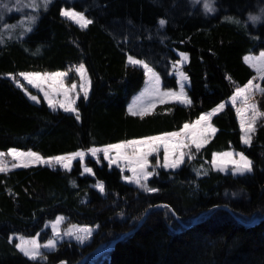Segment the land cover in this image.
<instances>
[{
	"label": "trees",
	"instance_id": "obj_1",
	"mask_svg": "<svg viewBox=\"0 0 264 264\" xmlns=\"http://www.w3.org/2000/svg\"><path fill=\"white\" fill-rule=\"evenodd\" d=\"M38 6L27 29L8 30L14 18L0 22V150L52 156L178 130L245 84L254 70L243 56L264 49V24L248 22L249 14L261 15L264 0H213L214 12L205 11L203 0H51ZM63 7L92 23L77 26L60 14ZM178 52L187 54L182 67L191 103H159L143 118L127 112L144 80L128 56L147 63L163 88H175ZM78 64L90 87L87 99L78 97L76 113L33 101L10 77L67 69L73 78ZM255 99L264 111V94ZM210 122L216 132L199 151L190 146L191 159L186 155L175 169L155 168L147 180L155 192L89 156L83 163L91 173L78 159L69 169L38 164L0 173V264H264V121L257 122L250 146L241 142L230 104ZM227 149L243 152L253 170L233 175L211 167L213 152ZM59 214L63 225H96L90 240H62L44 252L46 260H31L15 246L13 234L38 232L40 241L48 239L47 223ZM119 236L102 255L83 259Z\"/></svg>",
	"mask_w": 264,
	"mask_h": 264
},
{
	"label": "snow or ice",
	"instance_id": "obj_2",
	"mask_svg": "<svg viewBox=\"0 0 264 264\" xmlns=\"http://www.w3.org/2000/svg\"><path fill=\"white\" fill-rule=\"evenodd\" d=\"M194 3H201V0H193ZM44 8L47 7L51 0H42ZM213 0H203V7L206 12H214L215 8L212 6ZM33 7L37 6L36 0H33ZM6 8L7 5H4ZM261 15H252L249 14L248 22L252 24H264V8L260 10ZM61 15L75 21L82 28H86L89 24L92 23L90 19H86L82 13H77L75 11H62ZM33 21L35 17L32 18ZM232 19V18H229ZM240 23V21H235ZM161 25L165 23L164 20H160ZM31 31V29H28ZM182 61L187 60L185 54H181ZM129 63L132 65H142L145 70V75L149 76V87L144 90L136 98V100L129 106L128 112L133 116H140L143 118L155 107V100H150L148 103H145L146 97H158L159 103H165L166 98L172 97L177 100H180L181 103L190 104L191 101L187 98L186 93L184 92V81L187 80V76L180 72V91L179 93L174 91L161 92L159 88L160 78L153 71L149 65L141 60L134 59L129 57ZM245 61L255 68L257 72V78L264 80V51H261L258 56H248L245 57ZM180 63V62H178ZM76 71L80 73L83 80L84 74L86 72L85 67L81 64ZM21 76L27 81L28 84L35 87H40L38 81L50 82L49 87L57 93H62L64 99L59 101H54L52 98H49V93L44 92L46 98H48L49 106L56 109V105H59V108L63 109L65 112H75L76 109L73 107L75 100L70 97V92L76 90L77 85L73 83L70 88L64 86V77L68 74L66 72H54V73H21ZM18 86L23 87L18 82ZM89 87L85 86L84 83L80 85V91L83 93V98L87 99L89 94ZM43 91V89H41ZM255 94H264V87L260 84L254 83L253 79H250L243 87L236 89L232 97H230V103L232 106H236L237 102H240V106L236 107V114L239 117L240 128L243 133L241 139L245 145H251L252 142V133L256 131V124L259 118L264 117V112L259 110V107L256 103H250V98ZM79 96V93H77ZM33 101L37 100L35 95L30 97ZM226 104L224 102L217 105L210 112L202 114L195 122L185 123L179 131H174L171 133H165L157 136H149L140 139H131L124 141L122 143L111 144L106 146L103 149L92 148L89 149L92 156H96L98 152H103L104 159L109 161V164H114L117 160L127 161V168L132 173L131 176H125L124 179L135 183L136 185L143 188L148 192H155L157 189L151 188L147 184V180L154 174L156 167L163 168H172L175 169L184 163V157L187 155L189 159L192 158L190 151V145H194L195 149L199 151L204 144L208 142L210 135L216 132V129L209 122L211 117L217 114L218 112L224 110ZM251 113L250 115H247ZM79 119V115L76 116ZM163 148V163L160 159V149ZM189 148V152H184L182 149ZM111 150H115V158L109 155ZM5 153L0 152V173L7 172L9 170L8 163L5 160ZM7 156L12 157L13 161H21L19 163H12L11 168L17 167H28L30 162L35 163H46L52 165L53 162L58 164L66 169L70 168L71 161L76 157H79L83 161L85 153L77 152L70 154L68 156H59L55 158H49L45 160L38 153L28 151L21 152L16 149H10L7 153ZM155 156L156 162L153 166V171H149L150 161L149 157ZM170 156L173 159L170 160ZM234 156H238L239 159H234ZM218 161L220 163H218ZM213 166L217 168L218 171H228V165L231 164V172L233 175L239 174L243 175L246 172H251L252 161L244 155L243 152L233 153L223 152V153H214ZM123 171V169H122ZM84 172L91 173L92 169L89 167L84 168ZM95 187L99 190L100 193L105 192V187L102 182H98ZM63 221V217H57L56 222L53 224V230L55 236L53 239H49L48 242L43 245L45 249L55 250L57 239L60 238V233L57 229L59 223ZM93 234V229L90 227H80L73 225L68 229L64 235L74 237L79 243H84L88 240ZM26 257L31 260H36L38 257L40 259L46 260L47 257L44 253L40 252L41 245L38 243L37 239L33 238L26 240L23 237L20 238V243L15 245ZM64 264V262H61Z\"/></svg>",
	"mask_w": 264,
	"mask_h": 264
},
{
	"label": "rangeland",
	"instance_id": "obj_3",
	"mask_svg": "<svg viewBox=\"0 0 264 264\" xmlns=\"http://www.w3.org/2000/svg\"><path fill=\"white\" fill-rule=\"evenodd\" d=\"M32 3H33V0H26V2H24V0H0V22H6L9 18H14L13 20H15V21H13V23H11L9 26H7V27H8V30H14V29H17V30L27 29V28L30 26L31 22H32V18L29 17V15L33 14L32 16H33V17H36V16H37V12H38V10H39V8H40L38 5H43L42 0H36V3H37V6H36V7H33V6H32ZM4 5H7V7L5 8ZM43 7H44V6H43ZM62 11H75V10L72 9V8H65V7H63V8L61 9V11H60V14H61ZM75 12H77V13H81V12H78V11H75ZM25 16H28V17H25ZM62 16H63V15H62ZM63 17H65V16H63ZM65 18H67V17H65ZM85 18H86V17H85ZM67 19L70 20L71 22H73L74 24H76L77 26L81 27V26H80L78 23H76L75 21H73V20H71V19H69V18H67ZM86 19H87V18H86ZM6 23H7V22H6ZM9 23H10V22H9ZM261 51H264V49H263V50H260L259 52H250V53H247V54H245V55L243 56V60L245 61V57H248V56H258V55L260 54ZM181 54H185V55L187 56V54H186L185 52H178L179 58H178V60H176V61L173 63V73H174V75H175V77H176L177 86H176L175 88H163V87L161 86V82H160V83H159V88H160V91H161V92L174 91V92L179 93V91H180V83H179V81H180V72H183V74H184L185 76H187L186 73H185L184 70H183V67H182L183 64H184L186 61H182ZM129 57H131V56H128V58H129ZM128 58H127V61L129 62V59H128ZM132 58H134V57H132ZM134 59H137V58H134ZM138 60H139V59H138ZM141 61H143V60H141ZM143 62H144V61H143ZM178 62H180V63H178ZM245 62H246V61H245ZM246 63L250 66V64H249L248 62H246ZM80 65H81V64H78V65L74 66L73 71H74L75 75H74L73 78H70V76H71V71H69V70H67V69H66V70L46 71V72H21V73H40V74H44V73H54V72H66L68 75H67L66 77L63 78V79H64V86H65L66 88H70L71 85H72L73 83H75V84L77 85L76 90L73 91V92H70V94H69L70 97H71L72 99H74V100H75V103H76L78 97L83 96V93L80 91V85H81V83H84L85 86H88V83H89V79H88V76H87L86 72H85L84 77H83V80H82L80 73H78V72L76 71V69H77ZM137 66H140V67L143 69V72H144V80H143V83H142L141 87H140L139 89H137L136 91H134V92L131 94V96L129 97V99H128V101H127V105H126V110H127V112H128V108H129V106H130V105L136 100V98H137L138 96H140V94H141L142 92H144V90H145L146 88L149 87V76L145 75V70H144V68H143L142 65H137ZM149 67H150V66H149ZM250 67L254 70V74H253V76H252L250 79H253V80H254V83L259 84L260 79L257 78V72H256L255 68H253L252 66H250ZM153 71H154V70H153ZM154 72H155V71H154ZM21 73H19V74H18L17 76H15V77H12V76H10V77L14 80V82H15L16 85H18V82H19L20 85H23V87H21V88H22L23 91H25V92L27 93V95H28L29 97H31L32 95H35V96L37 97V100L42 99V100H43L48 106H49L48 98H46L45 95H44V92H45V91H47V92L49 93V98H52L54 101H59V100H63V99H64L62 93H57V92L53 91L52 88L49 87V83H50V82L38 81L37 83H39L40 87H35V86H33V85L28 84L27 81L24 79V77L20 75ZM155 73H156V72H155ZM156 74H157V73H156ZM157 75H158V74H157ZM250 79H249V80H250ZM249 80H248V81H249ZM248 81H247V82H248ZM247 82H246V83H247ZM183 83H184V92L186 93V96H187V98L189 99L188 94H187L188 78H187V80L184 81ZM246 83H245V84H246ZM245 84H243V85H241V86H238L237 88H239V87H243ZM27 86H29V87H30L31 89H33L34 91H33V92L28 91ZM19 87H20V86H19ZM237 88H235V90L233 91V93H232L231 95H229L227 98L223 99L222 101H220L219 103H217L215 106H213V107L210 108L209 110L203 111V112H202L197 118H195L193 121H191V122H186V123H193V122H195V121H196V120H197L202 114L207 113V112H210L213 108H215L217 105H219V104L222 103V102H224L226 105H227V104H230V105L232 106V104L230 103V97L233 96V94L235 93V91H236ZM41 89H43V91H42ZM77 93H79V96H77ZM37 100H36V101H37ZM150 100H155V101H156L155 106H156V104H159V102H158V97H154V96L146 97L144 102H145V103H148ZM189 100H190V99H189ZM167 101H175V102H178V103H180V104H187V103H181L180 100H177V99L172 98V97H168V98H166V101H165V102H167ZM249 102H250V103H256V104H257L256 99H255V95L252 96V97L250 98V101H249ZM257 105H258V104H257ZM239 106H240V102L238 101V102H237V105H236L235 107H234V106H232V107H233V109H234V111H235V116H236L237 123H238L239 129H240V138H241L242 135H243V133H242L241 128H240L239 117H238L237 114H236V107H239ZM49 107H50V106H49ZM73 107L76 109L75 104L73 105ZM258 107H259V106H258ZM50 108H52V107H50ZM52 109H53V108H52ZM56 109H61V108H59V105H58V104L56 105ZM61 110H63V109H61ZM259 110H260L261 112H264V111L261 110L260 108H259ZM72 113H76V111H75V112H72ZM250 114H251V113H248L247 115H250ZM260 120H261V121H264V117H261V118L258 119V121H260ZM258 121H257V122H258ZM209 122H210V121H209ZM210 123H211V122H210ZM184 124H185V123H184ZM184 124H183V125H184ZM183 125H182L178 130H175V131H179V130L183 127ZM211 125L214 127V125H213L212 123H211ZM214 128H215V127H214ZM171 132H174V131L162 132V133H158V134H154V135H150V136H157V135H161V134H165V133H171ZM145 137H149V136L138 137V138H132V139H140V138H145ZM128 140H131V139H128ZM124 141H127V140H122V141H118V142H114V143H109V144H104V145H99V146H92V147H89V148H87V149H79V150H75V151H71V152H67V153H63V154H58V155H52V156H43V155H40L39 153H38V154H39L42 158H44L45 160H48L49 158H55V157H59V156H68V155L73 154V153L84 152V153H85V156H84L83 161L85 160V158H86L87 156H89V157H91V158H93V159L101 158V159H103V160H104L109 166H112V165H113V166L118 167V168L120 169V171L122 172V176H121V178H122L124 181L129 182V181H127V180L124 179L125 176H131V175H132V173H131V172L128 170V168H127V161L121 159V160H117L116 163L110 165V164H109V161H108L107 159H104V154H103V152H98L96 156H92V155H91V152L89 151V149H92V148L103 149V148H105V147L108 146V145H111V144H117V143H122V142H124ZM241 142H242V139H241ZM242 143H243V142H242ZM190 146H194V145H190ZM194 147H195V146H194ZM10 149H16V150L21 151V152H28V151L35 152V151L31 150V149H19V148H14V147L8 148V149H6V150H0V152H3V153L6 154V155H5V160H6L7 163H8V168H9V169H11V164H12V163H19V162H21V161H13V160H12V157L7 156V153H8V151H9ZM182 151H184V152H188V148L182 149ZM229 151H231V152H233V153H240V152H241V151L234 150V149H227V150H223V151H215V152H213V154H214V153L229 152ZM36 153H37V152H36ZM213 154H212V157H211V160H210V166L213 167V168H215V169H217L216 167L213 166V163H212V160H213ZM109 155H110L111 157L115 158V156H116V152H115V150H111L110 153H109ZM159 155H160L161 163H163V148H162V147H161V149H160V154H159ZM245 156H246V155H245ZM185 158H186V156L184 157V159H185ZM233 158H234V159H239L238 156H234ZM77 159L80 160L79 157H76V158L73 159L72 161L77 160ZM171 159H173V157L170 156V160H171ZM72 161H71V163H72ZM80 161H81V160H80ZM83 161H81V162H82V169H83V172H84V168L87 167V166L83 163ZM149 161H150V166H149V169H148V170H149V171H153V166L155 165L156 157H155V156H150V157H149ZM218 163H220V162L218 161ZM38 164H41V165H47V166H51V167H56V166H57V167L64 168V167H62V166H60V165H58V164H55V162H53L52 165H49V164H46V163H35V162H30V163H29V166H31V165H38ZM70 165H71V164H70ZM180 165H181V164H180ZM231 167H232V165L229 164V165H228V171H231ZM122 169H123V171H122ZM86 173H87V172H86ZM98 182H100V181H97V183H98ZM97 183H96V184H97ZM129 183H131V184H135V183H132V182H129ZM96 184H95V185H96ZM135 185H136V184H135ZM137 186H138V185H137ZM139 187H140V186H139ZM95 188H96V187H95ZM96 189H97V188H96ZM97 190H98V189H97ZM98 191H99V190H98ZM57 217H63V221H64V216L61 215V214L57 215L54 219L48 221L47 224H48L49 227H50L51 235H50V237H49L48 239H46L45 241H40V240H39V233H38V232L35 233V234H33V235L13 234V235H11V238H14V239H15L16 245L20 243V238H21V237H23V238L26 239V240H30V239L35 238V239H37L38 243L41 245V248H40V252H41V253H44L45 251H49L48 249H45V248L43 247V245H45V244L48 242L49 239H53V237L55 236V233H54V230H53V227H52V226H53V224L56 222ZM63 221H62L61 223H59V225L57 226V229H58V231H59V233H60V238L57 239V243H59V242L62 241V240H73V241L79 243L77 240H75L74 237H70V236L64 235V233H65L68 229H70L73 225H77V226H80V227H85V226H87V227L92 228L93 231L96 229V225H86V224H77V223H70V224H68V225H63ZM90 238H91V237H90ZM90 238H89L88 240H86L85 242H88V241L90 240ZM85 242H84V243H85ZM80 244H82V243H80ZM110 244H111V242H109L108 244H100V245H98V246L95 247L90 253H88L87 255H85V256L83 257V259H85V258H86L87 256H89V255H90V257H89L90 259H94L95 257H97V256H99V255H102L103 251L107 250V249L110 247ZM38 258H39V257H38ZM38 258H37V259H38ZM61 262H64V264H66L65 261H61ZM61 262H60L59 264H61Z\"/></svg>",
	"mask_w": 264,
	"mask_h": 264
},
{
	"label": "water",
	"instance_id": "obj_4",
	"mask_svg": "<svg viewBox=\"0 0 264 264\" xmlns=\"http://www.w3.org/2000/svg\"><path fill=\"white\" fill-rule=\"evenodd\" d=\"M121 236H119V237H116L114 240H112L111 241V244H110V247L108 248V249H110L112 246H113V244L116 242V240L117 239H119ZM66 263V262H65ZM67 264V263H66Z\"/></svg>",
	"mask_w": 264,
	"mask_h": 264
}]
</instances>
